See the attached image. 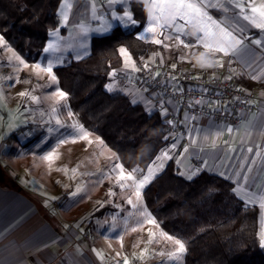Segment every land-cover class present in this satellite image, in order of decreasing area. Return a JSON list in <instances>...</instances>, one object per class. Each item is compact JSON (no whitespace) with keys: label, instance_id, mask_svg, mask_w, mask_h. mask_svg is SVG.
<instances>
[{"label":"rangeland","instance_id":"rangeland-1","mask_svg":"<svg viewBox=\"0 0 264 264\" xmlns=\"http://www.w3.org/2000/svg\"><path fill=\"white\" fill-rule=\"evenodd\" d=\"M100 1L62 0L57 12L60 25L50 30L47 45L37 62L29 63L0 35V159L4 157L16 172L20 168V172L26 171L30 173L28 175L35 176L40 182V189H43L39 191H43L46 198L56 200L58 210H64L65 203L70 200L79 205L67 210L72 212V221H88L89 243L94 251L95 248L103 250L102 247H107L110 242L109 246L113 247L115 242L116 247L123 249L154 248L161 253L118 256L122 258V263L117 264H185L186 251L178 253V245L174 241L185 243L161 227L146 207L142 194L149 180L153 179L152 168L166 163L164 151L158 153L147 170L138 167L126 169L117 153L99 135L84 127L69 105L68 95L60 87L55 73V68L86 57L91 51V38L109 34L113 25L132 31L136 25L129 24L124 13L129 12L132 16L133 1L146 3L145 8L148 7L150 15L158 16L168 24H172L173 16L182 18L173 8L172 0H106L118 3L125 9L123 13L116 9L110 10V18L103 14L104 4L99 5ZM188 2L196 4L201 10L200 14L187 15L183 19V32H174L164 44L158 43L159 46L147 51V56L145 54L142 57L149 56L151 59L144 60L142 65L147 62L150 65L163 63L173 68L190 66L195 73L199 69H203V74L226 73L231 81L241 84L248 73L242 66L246 57L243 50L250 47L248 51L256 48L264 52V28L257 27L264 22V18L259 15L264 0ZM87 5H91L90 9ZM252 8H256L257 12L254 13ZM218 9L224 11L222 19L212 13V10ZM183 12L188 14L189 10L184 9ZM156 24L153 22L151 25L155 28L154 32L145 33L153 41H156L159 32ZM202 26L204 31H201ZM191 29L200 34L199 42L210 45L205 48L208 59L203 54L201 56L202 48L194 45L196 41L189 35L193 34L189 31ZM221 29L230 35L225 37ZM257 40L260 41L259 45ZM49 45L52 47L49 48ZM218 47H223L225 51L217 50ZM120 49L126 50V53L119 50L122 64L134 67L135 61L129 50L125 46H120ZM162 54L170 58L162 62ZM233 59H237L238 63ZM170 60L175 64H171ZM49 65L51 72L45 70ZM143 68H146L145 65ZM109 77L106 89L114 91L118 78L115 77V70L111 71ZM141 77L139 75L134 79L140 81L141 86H148ZM60 92L66 95L61 98ZM49 155L52 159H45ZM71 165H74L73 171ZM0 166L9 174V166L4 167L1 162ZM129 174L131 179L128 178ZM145 177H149L148 182L139 187ZM30 183L36 186L33 179ZM49 185H53L54 190L45 189ZM137 190L139 197L136 195ZM102 209L103 212L100 211ZM96 234L100 239L105 238L106 244L101 245ZM169 250L168 256L162 254ZM174 253L176 256H173ZM106 256H109L107 252ZM106 263L112 264V261Z\"/></svg>","mask_w":264,"mask_h":264},{"label":"trees","instance_id":"trees-1","mask_svg":"<svg viewBox=\"0 0 264 264\" xmlns=\"http://www.w3.org/2000/svg\"><path fill=\"white\" fill-rule=\"evenodd\" d=\"M61 2L0 0V35L29 63L37 62L50 30L60 25ZM146 9L144 3L133 1L137 25L132 31L116 26L109 34L94 36L89 55L55 68L60 87L84 127L99 135L128 170H146L166 145L169 131L159 112L149 115L121 91L106 89L111 71L122 66L120 46L142 65V56L151 47L137 35L147 22ZM165 167L142 194L161 227L185 243V264H264L257 207L244 202L232 181L208 171L186 179L173 159ZM1 184L20 188L7 173Z\"/></svg>","mask_w":264,"mask_h":264},{"label":"crops","instance_id":"crops-1","mask_svg":"<svg viewBox=\"0 0 264 264\" xmlns=\"http://www.w3.org/2000/svg\"><path fill=\"white\" fill-rule=\"evenodd\" d=\"M103 4L102 12L109 18L112 16L110 10L116 9L120 11L119 13L125 10L118 3H110L106 0L99 2V5ZM144 5L147 6L146 3ZM87 6L90 9L91 5ZM146 10L149 17L148 7ZM85 12L89 13L88 10ZM212 13L220 19L224 16L223 10H212ZM132 18H134L133 13ZM183 21L177 17L172 24H168L164 19L159 18L156 25L160 34L157 32L156 41L159 40L160 44H164L174 32L182 33ZM115 26L113 25L110 30L112 31ZM149 26L147 18L145 26L137 35L151 44L148 48L150 52L152 47L160 44L147 38L145 33ZM189 31L193 32L189 35L195 39L194 45L202 48L201 56L202 54L205 56L204 44L198 41L200 34L193 29ZM249 42L251 41L247 43ZM249 49L243 50L246 57L242 61V66L248 73L239 84L251 94L250 107L243 112L242 124H237L231 119L219 120L193 115L179 107L175 99L167 96L161 87L141 86L140 81L135 80L134 77L144 74L145 69L150 65L147 62L141 66L135 63V66L130 68L122 64L120 68L114 69L115 77H118L114 90L121 91L134 103L142 104L149 115L159 112L166 118L169 127L167 143L160 151L166 154V163L160 165L161 167L152 168L153 179L165 170V166L172 159L178 167L179 174L186 179L195 178L202 171L229 179L234 184L233 190L244 199V202L257 207L260 242L264 248L262 242L264 207L261 206L264 204V52L256 48L251 51H248ZM160 57L162 62L170 58L166 54ZM147 58L142 57V61L151 59L149 56ZM233 60L238 63L237 59ZM171 64L175 63L171 61ZM216 74L227 76L226 73ZM0 162L4 167L9 166L7 172L20 186L19 189L7 187L0 181V264H107L109 260L112 264H117L122 263V258H118L122 255L161 254L154 248L123 249L116 247L115 242L113 247L109 246L110 242L107 247H102L103 250L98 251L99 249L95 248L94 251L90 248L88 221H72L74 219L72 212L67 210L79 205H75V202L70 200L65 203L64 210L63 208L58 210L57 201L46 198L43 191H39L43 189H40L41 185L38 184L40 182L35 176L28 175L30 173L26 171L20 172V168L17 172L14 171L4 157ZM151 165L146 168H150ZM73 167L74 165L70 167L72 171ZM32 179L36 186L30 183ZM151 181L152 179L149 180ZM53 188V185L45 187L50 190H54ZM27 193L34 197L38 196L41 200L36 202ZM70 203L72 204L69 205ZM97 238L100 239L99 235ZM103 243L106 244L105 238L102 237L100 244ZM106 252L109 256H106ZM162 254L168 256L170 250Z\"/></svg>","mask_w":264,"mask_h":264},{"label":"built area","instance_id":"built-area-1","mask_svg":"<svg viewBox=\"0 0 264 264\" xmlns=\"http://www.w3.org/2000/svg\"><path fill=\"white\" fill-rule=\"evenodd\" d=\"M199 71L193 72L190 66L173 68L154 63L145 69L141 80L148 86L161 87L179 107L193 115L242 124L251 94L225 75Z\"/></svg>","mask_w":264,"mask_h":264},{"label":"snow or ice","instance_id":"snow-or-ice-1","mask_svg":"<svg viewBox=\"0 0 264 264\" xmlns=\"http://www.w3.org/2000/svg\"><path fill=\"white\" fill-rule=\"evenodd\" d=\"M172 6L176 10V12L180 15V18H182V19L186 18V16L189 15V14L190 15H199L200 12H201L200 8L196 4L191 3V2H188V0H172ZM184 9H188L189 10V13L188 14H185L183 12ZM162 10L163 9L161 8V11ZM252 11L255 13V12H257V9L256 8H252ZM259 15H260L261 18H264V6L261 7V10L259 11ZM124 17L127 18V21H128L129 24H133L134 25L136 23V21L134 19H132L131 13L125 12L124 13ZM148 19H149L150 26L146 29V31L154 32L155 31V28L152 27L151 25H152L153 22L158 23L159 17L158 16H152V15H150L148 17ZM172 19L173 20L176 19V16H173ZM257 27L264 28V22H261L260 24H258ZM201 31H204L203 26L201 27ZM221 33L223 35H225V37H227V36L230 35V33H226L223 29H221ZM206 34H208V33H206ZM0 40H2V37H0ZM156 43H161V41L157 40ZM181 43H183V41H181ZM237 43H240V41H237ZM256 43L259 44L260 41L257 40ZM51 47L52 46L49 45V48H51ZM186 47H187V45H186ZM204 47L205 48H209L210 45L205 44ZM47 50L48 49H46V51ZM217 50H219V51H225V49L223 47H218ZM120 51L122 53H126V50L125 49H120ZM37 67H39V65H37ZM45 70L48 71V72H51V65H49V67L47 69H45ZM52 79L55 80L56 79L55 76H53ZM21 95H24V94L21 93ZM59 95L61 96V98H63L66 94L63 93V92H60ZM33 99H36V97H33ZM45 159L51 160L52 159V156L49 155ZM149 174L151 175V170H150V173ZM128 178L129 179L132 178L131 177V174H129ZM148 179H149V177H145L144 180L140 182L139 187H143V185L148 182ZM136 195L139 197V195H140L139 190H137ZM129 203L131 204L132 201L129 200ZM261 206L264 207V204H262ZM168 239H172V237H168ZM174 242H175V244L178 245V249H177V252L178 253H181L182 254V253H184L186 251L184 244L180 240H175ZM262 242H264V233H262ZM173 256H176V253H174ZM125 264H127V262H125Z\"/></svg>","mask_w":264,"mask_h":264},{"label":"water","instance_id":"water-1","mask_svg":"<svg viewBox=\"0 0 264 264\" xmlns=\"http://www.w3.org/2000/svg\"><path fill=\"white\" fill-rule=\"evenodd\" d=\"M6 179V172L4 171V169L0 166V181H5Z\"/></svg>","mask_w":264,"mask_h":264}]
</instances>
